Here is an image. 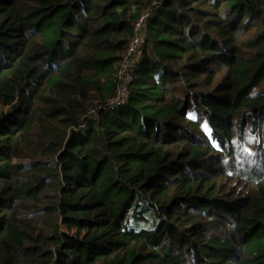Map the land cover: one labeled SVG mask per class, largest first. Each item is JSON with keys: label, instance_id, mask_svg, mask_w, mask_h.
I'll return each instance as SVG.
<instances>
[{"label": "trees", "instance_id": "obj_1", "mask_svg": "<svg viewBox=\"0 0 264 264\" xmlns=\"http://www.w3.org/2000/svg\"><path fill=\"white\" fill-rule=\"evenodd\" d=\"M0 264H264V0H0Z\"/></svg>", "mask_w": 264, "mask_h": 264}, {"label": "built area", "instance_id": "obj_2", "mask_svg": "<svg viewBox=\"0 0 264 264\" xmlns=\"http://www.w3.org/2000/svg\"><path fill=\"white\" fill-rule=\"evenodd\" d=\"M148 12L143 13L133 24L132 37L127 50L115 71L116 87L112 96L105 99V104L110 107L124 105L129 100V87L133 79V71L139 60L145 41V25Z\"/></svg>", "mask_w": 264, "mask_h": 264}]
</instances>
